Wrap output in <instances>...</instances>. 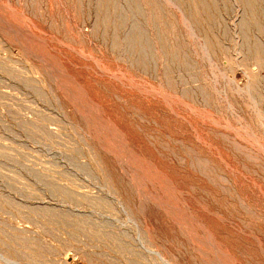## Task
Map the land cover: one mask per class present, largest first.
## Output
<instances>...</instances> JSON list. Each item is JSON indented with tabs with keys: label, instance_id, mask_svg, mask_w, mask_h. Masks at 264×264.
Wrapping results in <instances>:
<instances>
[{
	"label": "rangeland",
	"instance_id": "obj_1",
	"mask_svg": "<svg viewBox=\"0 0 264 264\" xmlns=\"http://www.w3.org/2000/svg\"><path fill=\"white\" fill-rule=\"evenodd\" d=\"M0 264H264V0H0Z\"/></svg>",
	"mask_w": 264,
	"mask_h": 264
}]
</instances>
